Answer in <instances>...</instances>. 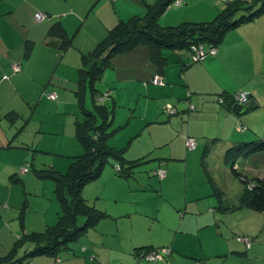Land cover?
<instances>
[{
    "label": "crops",
    "instance_id": "0c3cea01",
    "mask_svg": "<svg viewBox=\"0 0 264 264\" xmlns=\"http://www.w3.org/2000/svg\"><path fill=\"white\" fill-rule=\"evenodd\" d=\"M52 1H64V13L54 16L51 24L61 21L66 30L70 21L79 23L84 18L86 22L94 13V28L98 29L94 38L78 41L75 35L72 46L62 50L48 34L49 22L40 23L35 17L54 8L32 0H0V264L15 245L17 258L34 248L29 238L23 239L28 234L43 232L58 222L62 208L57 183L43 170L65 173L75 156L84 152L78 125L93 102L90 91V105L88 93H78L83 54L120 20L144 16L147 4L156 0H125L121 7L127 9V17L115 24L108 22L105 28L99 25L103 21L97 19L96 10L109 17L119 10L120 0L44 3ZM21 8H29L31 19L38 24L25 33L27 23L17 20L14 40L7 34L9 20ZM27 40L32 42L29 55ZM217 48L216 55L198 63L164 50L169 62L162 68L146 44L113 58L112 80L106 71L108 87L102 90L111 92L105 103L114 107L111 128H117L109 143L124 148L128 160L145 158L154 163L149 172H138L135 167L128 177L117 172L116 159L109 168L107 163L99 177L83 188L91 204L88 187H94L97 199L91 205L107 216L57 256L34 255L25 264H135L137 251L144 247L168 248L170 253L162 264H251L255 260L264 264V242L247 248L237 239H256L264 233V212L239 208L244 186L236 197L228 198L204 163L213 156L217 143L223 144L226 153L234 144L264 137V13L229 30ZM18 62L22 70L15 72L13 65ZM155 75L162 76L166 84L151 83ZM241 89L250 92L258 105L239 114L221 103L220 95ZM49 92L57 98L50 99ZM166 102L174 104L178 113L167 114ZM190 103L196 110H189ZM189 135L197 139L194 150L186 147ZM248 157L261 165L246 170L262 174L264 153ZM26 164L30 169L22 172ZM161 166L167 170L164 178L153 172ZM99 199L108 204L103 206ZM82 221L79 216L78 223Z\"/></svg>",
    "mask_w": 264,
    "mask_h": 264
},
{
    "label": "trees",
    "instance_id": "16d2710c",
    "mask_svg": "<svg viewBox=\"0 0 264 264\" xmlns=\"http://www.w3.org/2000/svg\"><path fill=\"white\" fill-rule=\"evenodd\" d=\"M173 2L174 0H156L154 3H148V10L144 16H133L127 20H120L108 31L104 38L83 54L82 65L79 70L81 76L80 85L82 86H80L78 93L81 94L83 92L84 94V91L89 88L93 102V108H85L84 120L78 125V134L84 145V152L75 156L74 161L65 173L49 168L43 170V172H47L44 174L52 176L57 183L56 192L62 208L58 222L43 232L28 234L23 239L29 238L35 244L34 248L26 252L24 256L17 258L14 253L17 249V245H15L6 256L2 257L4 264H25L31 256L40 254L49 253L57 256L69 246V243L86 235L100 219L107 216V213L87 202L83 196L84 186L99 177L111 158L117 160V172L124 177L130 176L135 167L145 160V158L128 160L125 157L124 148L119 149L109 143L110 137L117 130V128H111L114 107L105 103V100L111 96V92L101 91L97 84L102 80L108 68L112 67L113 58L116 55L130 51L137 45L146 44L150 48L153 61L160 68L169 62L168 58L163 55V51L166 49L179 52L187 51L191 63H198L205 57L214 56L217 53L214 55L207 54L199 61H193L190 52L192 45L204 43L209 47L215 46L217 48V45L223 41L229 30L254 21L264 13V0H225L224 8L213 20L189 21L178 25L165 26L161 22V17ZM48 34L56 38V46L62 50L71 47L73 44V37L68 34L61 21L54 22L50 26ZM31 47V40H27L26 54L29 55ZM155 76L150 79V82L155 86H164L166 84L162 76H160L162 83H154ZM84 87L85 90L83 91ZM240 91L242 89L234 93H222L220 95L221 103L236 112L234 107L237 103L234 95ZM248 93L251 97L250 92ZM190 96L191 93L188 92V97ZM99 98L103 100L100 101ZM169 107L174 112H171ZM252 108H245L237 113H244ZM164 110L170 116L178 113L175 105L169 102L164 104ZM189 110H196V106L190 103ZM189 137L195 138L197 147V139L194 136H187L185 143ZM186 147L188 148L187 144ZM260 152L264 153V137L239 142L228 147L225 158L234 176L245 186L244 191L240 195L238 207H249L258 212H264V169L262 174L254 175L255 177L251 178L237 166L238 157H248ZM161 168L165 169L163 166ZM234 209L229 208V210ZM79 216L85 217L81 224L78 223ZM248 238L254 243V238ZM19 242L20 240L16 244ZM151 249H158V247L140 248L137 251L138 259L135 264L141 261V255L144 252ZM165 261L166 258L164 259ZM149 262L153 261H142V264ZM157 263L162 264L163 262Z\"/></svg>",
    "mask_w": 264,
    "mask_h": 264
},
{
    "label": "rangeland",
    "instance_id": "374dc122",
    "mask_svg": "<svg viewBox=\"0 0 264 264\" xmlns=\"http://www.w3.org/2000/svg\"><path fill=\"white\" fill-rule=\"evenodd\" d=\"M32 1H34L35 3L41 2L44 5H47L49 7L54 8L53 11H48L51 14L46 12L48 14V17H46L45 20L40 22V23L49 22L48 28L54 22H56V21H54L51 24V19L54 18V16L59 15V17H61L64 13V1H63V3H61V2L55 3L53 1L50 3L49 2L44 3L45 0H32ZM111 1L113 3V2H116L117 0H111ZM124 1L125 0H120L119 10L117 12H112L109 15V17H105L106 13H102L101 11L96 10L97 19L103 21L99 24L102 28H105L108 22H113V24H115L121 19L122 16L127 17V9L121 7L123 5ZM60 5H63V6L61 9H58V7H60ZM28 6H29V4H28ZM224 6H225V0H184V4L181 6H176L172 3L167 8L165 14H163V16L161 17V21H162V23L165 24V26H169V24L177 25V24H180L182 22H189V21H199V22L200 21H210V20H213L219 14V12L224 8ZM29 8L28 9H26V8L22 9L21 8V11H20L21 13L20 14L18 12L15 13L14 17H12L9 20L11 22V24L9 25L10 26V28H8L9 33H7V34L10 35V37L12 36L14 38V40L16 39V37H18V34L16 33V31H18L17 25H16L17 20H19V23L20 22H24L25 24L27 23L26 24L27 26L25 27L26 28L25 33L27 32V29L29 30L28 27L34 28L33 24H38L37 22H35V18H34V20L31 19V15H29V13H28ZM41 12H43V11H41ZM92 12H94V11H92ZM93 15H94V13H92V16L86 22H84V18H82L81 22H79V23L78 22H72V21H70L72 19L66 18L65 20L70 21V23H71V25H67V28H68L67 31L72 34L70 36L74 37L75 35H77L78 41H83L87 37L88 38H94L91 36L96 35L98 32V29L94 28L95 22L92 18ZM238 15H240V13H238ZM13 18H15V19H13ZM1 20L2 19H0V22H2ZM5 20H8V19H5ZM107 20H109V21H107ZM173 21H176V22H173ZM173 23H176V24H173ZM46 25H47V23H46ZM74 41H75V38H74ZM97 43L98 42L96 40L94 45H96ZM166 50L168 52H171V54L178 56L177 53L179 51L170 50V49H166ZM179 53L182 54V56L185 58H188V56H189L187 51H180ZM209 56H211V55H209ZM189 58H190V56H189ZM112 71H113L112 67L108 68V70H107L108 73L110 72V75H109L110 80H112V75H111ZM106 76H107V74L105 73L102 80L100 82H98V84H97V86L100 87L101 91L105 90L108 87V84H107L108 79L106 78ZM76 85H78V80L76 82ZM89 90L90 89L88 88L87 92H85V93H88V95H87V97H88L87 104L88 105H90ZM49 93H46L47 96ZM224 154H225V147L223 146V144L217 143V144H215V147L213 149V153H211V155H213V156L208 157L204 161V163H205V166L211 172H213L214 179L218 183H220L224 187V189H226V196L228 198L236 197L238 190L241 188V186H244V185L238 178H236L234 176V174L231 171L229 163L227 164V162L224 161V159H226L224 157ZM211 158H212V160L210 161ZM49 159H51V157H49ZM113 160H115V159L111 158L110 162L107 165L108 168L111 167L110 165H112V164H110V163L114 162ZM208 161H210V162H208ZM153 163L154 162L151 163V160H149L147 162L144 161L138 167H136V169L138 168V172H149L151 165ZM239 163L242 167L241 171H243V172L247 169L246 167L254 166V168H255V167H259L261 165L259 162H256V160H254L253 157H241L238 160V164ZM246 171L248 172V175L251 178L258 175L257 171L255 169H249ZM244 188H245V186H244ZM93 189H94L93 186L88 187V193L90 195L89 199H91V202H90L91 204H93L94 200L97 199V194H93ZM99 200L103 206L108 204L107 200H105V199H99ZM81 217L83 218V221H84L85 217H83V216H81ZM83 221L80 222L79 224L83 223ZM256 239L254 240L255 244H259V243L264 242V233L259 234V236ZM250 262H251V264H263L262 260H259V261L255 260V261H250Z\"/></svg>",
    "mask_w": 264,
    "mask_h": 264
},
{
    "label": "built area",
    "instance_id": "2783aa9c",
    "mask_svg": "<svg viewBox=\"0 0 264 264\" xmlns=\"http://www.w3.org/2000/svg\"><path fill=\"white\" fill-rule=\"evenodd\" d=\"M174 5L176 6H181L184 4V0H174L173 2ZM48 17V14L46 12H38L36 13V21L41 22ZM191 56L193 61H199L202 57H205L207 54H216L217 53V48L215 46H207L204 43H198L194 44L191 47ZM13 68L16 72L21 70V65L19 63H15L13 65ZM154 83L159 84L162 83V78L160 76H155L154 78ZM48 97L52 100H55L57 98V94L55 92H51L48 94ZM234 99L237 104H246L248 101L251 100V97L249 96V93L247 91H240L237 92L234 95ZM100 101L103 99L100 98ZM169 110L171 112H174L169 107ZM187 146L189 149H194L196 147V141L195 138L189 137L186 142ZM29 170V164L24 166L22 168V172H27ZM156 175H158L160 178H164L166 175V170L164 168H159L154 171ZM1 207V203H0ZM239 241H242L246 244L247 248H250L253 241L248 238V237H238ZM170 253V250L168 248H158V249H151L147 252H144L141 255V261L138 264H142V261H153V262H163L165 259V256ZM195 264H200V262H195Z\"/></svg>",
    "mask_w": 264,
    "mask_h": 264
},
{
    "label": "water",
    "instance_id": "95a60500",
    "mask_svg": "<svg viewBox=\"0 0 264 264\" xmlns=\"http://www.w3.org/2000/svg\"><path fill=\"white\" fill-rule=\"evenodd\" d=\"M257 105H258V103L255 100L251 99L246 104H236L235 107H234V109L236 110V112H240L241 110H243L245 108H252V107H256Z\"/></svg>",
    "mask_w": 264,
    "mask_h": 264
},
{
    "label": "clouds",
    "instance_id": "9594fccd",
    "mask_svg": "<svg viewBox=\"0 0 264 264\" xmlns=\"http://www.w3.org/2000/svg\"><path fill=\"white\" fill-rule=\"evenodd\" d=\"M100 99V98H99Z\"/></svg>",
    "mask_w": 264,
    "mask_h": 264
}]
</instances>
